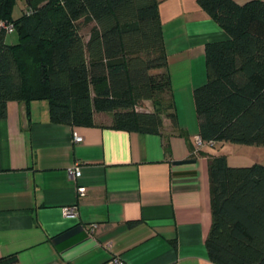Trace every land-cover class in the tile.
<instances>
[{
  "label": "crops",
  "instance_id": "0c3cea01",
  "mask_svg": "<svg viewBox=\"0 0 264 264\" xmlns=\"http://www.w3.org/2000/svg\"><path fill=\"white\" fill-rule=\"evenodd\" d=\"M157 9L176 127L164 118L159 134L127 132L111 128L106 113L94 114V126L72 127L51 122L47 100L31 101L28 117L23 104L7 102L0 119L2 264H214L205 247L207 158L223 155L239 166L252 152L250 162L264 164V146L195 147L193 90L206 81L204 47L228 35L196 0H160ZM75 163L76 179L69 173ZM77 186L86 189L81 197ZM72 205L76 216H64Z\"/></svg>",
  "mask_w": 264,
  "mask_h": 264
},
{
  "label": "trees",
  "instance_id": "16d2710c",
  "mask_svg": "<svg viewBox=\"0 0 264 264\" xmlns=\"http://www.w3.org/2000/svg\"><path fill=\"white\" fill-rule=\"evenodd\" d=\"M159 1L0 0V119L9 101L28 117V104L44 99L53 123L94 126V114L106 113L127 132L159 134L164 118L176 127ZM196 1L228 35L204 47L206 81L193 90L198 135L264 146V1ZM145 100L152 111L139 109ZM207 171L208 259L264 264V164L211 155Z\"/></svg>",
  "mask_w": 264,
  "mask_h": 264
},
{
  "label": "built area",
  "instance_id": "2783aa9c",
  "mask_svg": "<svg viewBox=\"0 0 264 264\" xmlns=\"http://www.w3.org/2000/svg\"><path fill=\"white\" fill-rule=\"evenodd\" d=\"M1 26L5 29V31L7 33H10L12 30H13V27L11 24H3L1 23ZM72 138H73V141L74 142H79L82 140V137L79 136L77 133H73L72 135ZM194 144H195V147L196 148H200L202 147L203 145H212L213 144V141H208V142H205L201 139V137L199 135H196L194 137ZM69 173L71 175L72 178H78L79 175H80V166L79 164L75 163L70 169H69ZM86 189L84 186H77V189H76V192H77V196L78 197H81L84 195ZM62 213L64 216L66 217H74L76 216L77 214V211H76V206L75 205H72V206H65L62 208ZM95 227L94 224H91L87 227V232L89 235L92 234V231H93V228ZM114 262H117V260H114Z\"/></svg>",
  "mask_w": 264,
  "mask_h": 264
},
{
  "label": "rangeland",
  "instance_id": "374dc122",
  "mask_svg": "<svg viewBox=\"0 0 264 264\" xmlns=\"http://www.w3.org/2000/svg\"><path fill=\"white\" fill-rule=\"evenodd\" d=\"M19 6H24V3L23 2H21L20 1V3H19ZM20 15V11H19V8H18V6H15L14 7V9H13V14H12V16L14 17V18H16V17H18ZM8 41H13V42H16V37H15V33H13L12 35H10L8 38ZM148 105H146L145 103H143V105H142V108L143 109H146V108H152V105H151V103H147ZM233 146V145H232ZM235 146H239V145H235ZM243 146H245V145H243ZM254 148V147H253ZM241 158H239L240 159V161L241 162H236V163H242V164H235V165H239V166H246V165H250V164H253V163H255V162H250V161H254L255 160V155L252 153V152H248V153H244V154H242L241 156H240ZM233 163L234 162H232V159H230L229 160V166H233Z\"/></svg>",
  "mask_w": 264,
  "mask_h": 264
},
{
  "label": "water",
  "instance_id": "95a60500",
  "mask_svg": "<svg viewBox=\"0 0 264 264\" xmlns=\"http://www.w3.org/2000/svg\"><path fill=\"white\" fill-rule=\"evenodd\" d=\"M24 105V104H23Z\"/></svg>",
  "mask_w": 264,
  "mask_h": 264
}]
</instances>
